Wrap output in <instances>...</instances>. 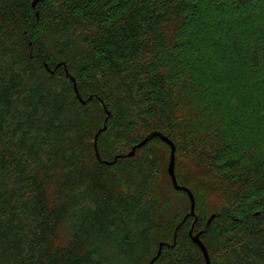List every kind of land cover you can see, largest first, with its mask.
<instances>
[{
	"label": "trees",
	"instance_id": "16d2710c",
	"mask_svg": "<svg viewBox=\"0 0 264 264\" xmlns=\"http://www.w3.org/2000/svg\"><path fill=\"white\" fill-rule=\"evenodd\" d=\"M34 1L0 0V264H150L161 243L155 264H206L188 225L212 264H264V0ZM159 131L227 184L175 246L161 139L127 156Z\"/></svg>",
	"mask_w": 264,
	"mask_h": 264
},
{
	"label": "rangeland",
	"instance_id": "374dc122",
	"mask_svg": "<svg viewBox=\"0 0 264 264\" xmlns=\"http://www.w3.org/2000/svg\"><path fill=\"white\" fill-rule=\"evenodd\" d=\"M101 146L103 147L101 151L104 157L110 161L114 160L113 150L115 146L112 141H104ZM149 148H151V152L155 156L154 158L163 166V168H161L163 192L174 196L176 199L173 203L174 212L177 210L178 213H183L184 215L188 212L190 213L191 204L188 206L190 200L186 197L177 196L174 188H172L165 179L171 159V148L161 140L159 141V139L152 141ZM175 168L179 184L190 188L196 195V214L198 216H205L208 218L221 211L223 206L221 197L227 188V184L223 179L213 176L208 171L201 169L196 162L187 160L186 158H179L178 156ZM191 226L192 225H188V227L180 233V237L185 238L187 236L190 239L189 232ZM207 236L209 238L210 248L213 249L219 241L218 231L215 226L210 228ZM170 241L172 242V240L169 239V242ZM213 262L214 264L220 263V261H216L215 259Z\"/></svg>",
	"mask_w": 264,
	"mask_h": 264
},
{
	"label": "water",
	"instance_id": "95a60500",
	"mask_svg": "<svg viewBox=\"0 0 264 264\" xmlns=\"http://www.w3.org/2000/svg\"><path fill=\"white\" fill-rule=\"evenodd\" d=\"M43 0H35L33 2V8L36 9L37 8V5L42 2ZM37 17H39V12H37ZM47 67V70L51 73H53L49 66L46 65ZM58 67H61L60 65ZM66 71H67V68L65 67ZM67 74L69 75V73L67 72ZM72 82L74 83V87H75V91L78 96V98L80 99V101L83 102V99L81 97V95L79 94V90H78V87H77V84H76V80L72 77L71 78ZM101 101V100H100ZM102 102V105L104 106V110H105V113L107 115V117L110 116V112L108 111L105 103L103 101ZM85 103V102H83ZM107 123H108V119L105 120V124H104V127L99 130V132L96 134L95 136V150H96V157L98 159L99 162H103L104 164L106 165H113L115 164L120 158L124 157V156H117L115 158V160L113 162H109V161H103V159L101 158V155H100V152H99V149H98V140H99V136L102 132H104L106 129H107ZM155 138H160L163 142H165L167 145H169V147L171 148V159H170V163H169V167H168V173H169V176L172 180V183L174 185V188L177 190V191H182V192H185L189 199H190V204H191V208H190V213H188L185 218L183 219V221L177 226L176 230H175V234H174V243L172 246H175L177 244V238H178V232L181 228V226H183V224L189 219V218H193L195 220V222H197L198 220V215L196 214V199H195V196L193 194V192L185 187V186H180V184L178 183V180H177V176H176V170H175V167H176V146L174 145V142L167 136H165L163 133H161L160 131L159 132H154V133H151L149 134L141 143H139L138 145H136L135 147L132 148V151L127 155L129 157H134L135 154H136V151L137 149L145 146L147 143L151 142L152 140H154ZM215 219V215H212L210 217V219L208 220L207 222V227H209V225L212 223V221ZM194 229H195V225L192 226L190 232H189V235H190V239L196 244L198 245V247L201 249L202 253H204V259H205V263L206 264H212L211 262V257H210V254H209V251L206 247V245L203 243V241L201 240V235L202 233L199 232L197 234H194ZM168 246L169 244H166V243H161L159 245V251L156 255V257H154L152 259V261L150 262V264H155V262L159 259V257L162 255V251H163V248L165 246Z\"/></svg>",
	"mask_w": 264,
	"mask_h": 264
}]
</instances>
